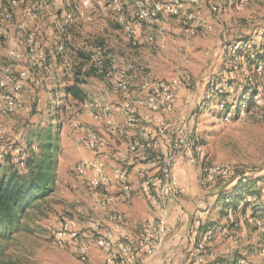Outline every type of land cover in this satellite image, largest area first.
Masks as SVG:
<instances>
[{
  "label": "rangeland",
  "instance_id": "374dc122",
  "mask_svg": "<svg viewBox=\"0 0 264 264\" xmlns=\"http://www.w3.org/2000/svg\"><path fill=\"white\" fill-rule=\"evenodd\" d=\"M7 1L0 0V3L7 5ZM32 1L24 2L16 9L10 24L0 21V29L6 33V38L0 36V68L13 66L15 73L22 70L30 72L20 99L21 106L11 117L2 113V97L6 92L0 90V167L2 173L10 165L7 161H18L21 153H27L29 157L28 135L53 123L55 127H60V131L54 134L59 137L54 191L23 218L16 233L7 240L0 238V262L105 264L106 253L98 247L97 235L86 223L100 219L106 209H99L89 187L82 184L78 169L84 167V178L91 180L95 177L92 164L99 158L105 164L107 175L114 180L116 170L121 167L115 159L116 153L125 151L140 129L133 131L125 127L122 122L125 116L123 100L112 93L103 77L93 74L88 58L81 57V51H86V44H91L108 47L143 68L145 75L153 80L182 86L174 111L169 114L177 118V123L173 126L164 124L154 130L177 129L184 119L189 118L194 141L204 151L198 165L191 166L199 169L202 185L209 194L210 206L205 210H208V219L202 227V234H210L203 254L204 263L195 261L194 264H231L232 257L245 264H264V234L251 221L255 206L259 209L261 220L258 216L256 218L264 221V0H200L191 9L198 12L205 26H200L202 28L198 29L196 36H188L181 20L166 17V29H155L166 36L164 39L160 33L158 41L165 43V48L160 50H153L147 41L133 47L111 12L103 18L100 16L102 11L96 7L93 23L80 18L76 12L80 0H66L64 8L76 13V21L67 34L55 40L54 23L49 24L51 33L45 31L43 24L36 27L34 23L42 15L44 19L50 18L51 14L60 16L62 7H50L53 0ZM26 8H35L36 14H39L36 18L27 19L23 15ZM18 23L35 30L33 32L37 31V42L47 55L39 69H30L27 39L21 36L24 31L18 32ZM177 25L180 32L174 33L172 30ZM9 26H12L13 32L7 29ZM60 44L64 46L63 51L59 50ZM74 68L80 69L84 75L81 88L87 99L81 104L71 98L66 102L62 100L63 90L73 84ZM137 84L131 86L130 99L134 102V114L140 118L135 102L144 95L136 87ZM251 87L258 90L253 108L250 111L242 107L236 109L245 95H252ZM221 93L225 95L217 98ZM96 102L109 106L111 112L95 111L93 104ZM59 106L64 108L60 114L57 113ZM164 115L167 114L160 113V117L164 118ZM75 123L79 127H75ZM115 124L126 132L118 136L121 143L109 132V129L114 131ZM90 133H96L106 141L103 153L98 155L88 148ZM165 136L171 145L173 137ZM122 142L124 146H121ZM169 151L170 146L164 153L148 150L144 158L146 162L160 163ZM10 155L13 160H8ZM131 161L136 159L132 157ZM182 161L185 160L180 159L178 163ZM24 167L25 160H22L19 168L23 170ZM207 167L227 169L229 174L225 177L230 179L206 181L204 170ZM233 179L238 180L236 184L242 181L249 191L256 194H247L246 204H250L247 212L234 214L228 211V215L223 216L221 208L216 206L225 191L234 189L227 187ZM68 218L78 222V241L85 244L89 252L86 263L79 257L75 247L77 241L72 240L64 247L56 244L54 232ZM142 236L143 232L140 240ZM200 239L201 235L196 236L194 245Z\"/></svg>",
  "mask_w": 264,
  "mask_h": 264
},
{
  "label": "built area",
  "instance_id": "2783aa9c",
  "mask_svg": "<svg viewBox=\"0 0 264 264\" xmlns=\"http://www.w3.org/2000/svg\"><path fill=\"white\" fill-rule=\"evenodd\" d=\"M27 0H8L7 5L0 3V13L2 23L10 24L14 19L16 9ZM39 1V0H37ZM36 1V2H37ZM59 0H53L54 3ZM200 0H80L76 12L85 21L93 23L95 21L96 7L100 8L103 18H107L109 13L115 14L116 21L121 25L133 47H137L141 37L150 29L146 36L147 43L153 50L165 48V43L158 41L160 32L156 31L165 18L179 19L184 24V31L188 36H196L205 26L196 10L191 9L199 4ZM36 3L35 5H37ZM70 6V5H69ZM41 8V7H40ZM61 15H52L56 34L55 40H60L67 34L76 21L73 10L62 8ZM35 8H26L23 15L27 19L36 18ZM94 11V12H93ZM19 31H24L26 25L19 24ZM0 36L6 38V33L0 29ZM37 33L30 32L27 36V51L30 55V69H39L46 59V53L42 46L37 42ZM59 50L63 51L64 46L60 44ZM89 54V65L95 70L97 75L103 77L111 88L114 95L123 100L125 111V127L132 129L140 128V119L134 114V102L130 99L131 86L138 83L136 87L144 95L135 102L138 106L145 108L152 113L171 114L178 102L179 93L182 86L172 85L166 81L153 80L145 75V70L124 59L105 46H92L86 44L85 49ZM30 78L29 70H22L15 73L13 66L0 68V90L3 95L4 106L2 113L11 117L17 108L21 106L20 99L23 97V88L26 81ZM258 96H256L257 98ZM95 111L109 114L111 108L102 106L98 102L93 104ZM189 118L184 119L177 129L159 128L156 133L162 137L166 134L173 137L170 145L169 154L164 155L158 163L151 161V169L140 168L139 172L144 176L145 190L150 198V202L158 216L149 221L141 240L137 244L125 243L119 229L125 223V215L116 206V198L110 194L113 181L121 183L122 191L128 193L129 170L128 166L133 159H141L146 156L148 150H152L150 131L148 128H140L136 138L127 146L125 151L116 153L115 159L120 164L114 175V180L106 173L105 164L97 158L92 164L95 177L91 180L84 178L85 168L79 167L78 172L82 178L84 186L89 187L91 195L99 207L106 209L108 221L113 224L109 227L103 219L88 220L86 225L97 235L96 243L98 247L106 253L105 264H146L148 259L154 258L164 247L166 242L168 220L165 217L167 204L170 199H178L183 192L177 182L175 169L180 159L185 160L190 165H198L204 157L201 146H197L194 141V134L190 129ZM75 127H79L77 123ZM114 130L121 135L126 134L125 129L118 124L114 125ZM88 148L96 154H101L106 149V141L96 133H90L87 137ZM18 151V150H17ZM20 153V152H19ZM24 165V164H23ZM158 170V174L152 172ZM218 174L224 176L229 174L227 169L207 167L204 170L206 181H213ZM258 218V217H257ZM252 216L251 221L264 234V221H260ZM182 221V216L178 215L172 220V225H178ZM211 232V231H210ZM209 232L201 234V239L195 247L197 254L196 260L204 263L207 243L209 242ZM57 246L64 247L70 241H77L75 246L80 259L88 262L89 252L85 244L79 242L80 234L78 222L74 218L63 220L54 232ZM236 264H245L243 261H236ZM221 264V263H216Z\"/></svg>",
  "mask_w": 264,
  "mask_h": 264
},
{
  "label": "crops",
  "instance_id": "0c3cea01",
  "mask_svg": "<svg viewBox=\"0 0 264 264\" xmlns=\"http://www.w3.org/2000/svg\"><path fill=\"white\" fill-rule=\"evenodd\" d=\"M27 1L33 2L32 0ZM64 5H66V0H59L56 3L52 2L50 7L59 6L63 8L65 7ZM46 6V8L49 7L48 4H46ZM45 12L48 14L47 10ZM35 21L34 26L39 27L40 24H43L46 29L45 31L51 33L52 27H50L49 24L53 23L52 14L48 19H44V16L42 15L37 17ZM175 21L176 23H180L178 20ZM167 23V21H164L159 25V30H165ZM19 24L20 23L17 25ZM11 27L12 26H9L7 29L10 32H13ZM179 29L180 27L177 25V28L171 30L176 33L180 32ZM33 31L35 30H30L29 27H27L23 33L18 29V32L22 33L21 36L23 35L24 40H26L28 34ZM149 33L150 29H146V33L141 37L140 43L146 41V36ZM162 35L164 39H166L165 34L162 33ZM137 107L139 108L138 114L141 118L140 128L149 129L151 145L153 146L154 153H159L158 151L161 153L166 152L170 146L169 138L167 136L160 137L156 135L155 130L164 124L175 125L178 121L177 118L164 115V119L163 117H160V113H152L145 108ZM122 122L125 124V116L123 117ZM131 130L137 131L138 129ZM109 132L119 141V143H121L118 138V136H122L120 133L115 130L111 131V129H109ZM137 133H139V131H137ZM124 145L125 143L122 142L121 146ZM146 160V158H141L129 163L128 181L131 189L128 193H124L122 191L121 183L115 181H113V185L109 191L114 194L116 198L117 209L125 215V223L123 227L119 229V233H121L122 239L125 243H139V237L142 232L144 233L147 223L158 216V213L154 210L145 190L144 176L139 172V169L142 166L151 169V161L146 162ZM152 172L158 174V171L155 169H152ZM175 176L183 194L178 199H170L168 201L165 217L168 220L169 227L167 230L165 245L158 255L154 258L148 259L146 264H194L195 261L197 262L196 257L194 258L193 255V239L196 238V236L199 237L204 231V228L202 227L208 219V210H205L210 206L208 198L209 194L204 188L205 186L202 185L199 169L189 165L187 162L182 161L178 163L175 169ZM99 209L102 208L100 207ZM178 215L182 216V221L178 225H172V220ZM101 219H103L107 226L113 227V224L108 221L107 213H104V215L101 216ZM230 262L232 264L233 259H231Z\"/></svg>",
  "mask_w": 264,
  "mask_h": 264
},
{
  "label": "trees",
  "instance_id": "16d2710c",
  "mask_svg": "<svg viewBox=\"0 0 264 264\" xmlns=\"http://www.w3.org/2000/svg\"><path fill=\"white\" fill-rule=\"evenodd\" d=\"M80 55L85 59L89 57L86 51H81ZM262 62L264 63V60ZM65 71L68 72L67 70ZM92 72L99 76L95 70ZM73 76V84L63 90L62 100L66 102L71 98L78 104L84 103L87 99L85 92L81 88V84L84 82V75L80 69L74 68ZM249 90H253L252 95H245L236 105V109L242 107L250 111L253 108L254 98L258 90L252 89V87ZM224 95V93H221L217 98H222ZM63 109V106H59L57 113L60 114ZM59 131L60 127H55L53 123H49L37 131L33 130L27 139L29 157H27V153H21L18 155V161H7L10 165L5 167L2 173L0 167V238L7 240L16 233L23 218L37 207V203L45 200L54 191V173L57 165L56 154L59 148V137L54 134ZM7 158L8 160H13L11 155ZM22 160H25L23 170L19 168ZM217 179L226 180L230 179V177L227 178L222 174H218ZM237 182V179L229 181L227 187H234V189L225 191L216 206L221 208L220 214L223 216L228 215V211L234 214L247 212L250 206V204H246L247 194H252L253 196L256 194L249 191L247 185H243L242 181L236 184ZM258 211V207L255 206L252 213L254 217L258 216V218H261ZM231 259L238 260L237 257H232ZM0 264L13 263L0 262ZM232 264H236V262Z\"/></svg>",
  "mask_w": 264,
  "mask_h": 264
}]
</instances>
